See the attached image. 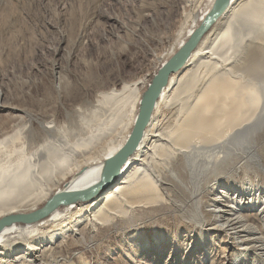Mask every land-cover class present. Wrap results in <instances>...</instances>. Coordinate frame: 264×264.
Listing matches in <instances>:
<instances>
[{"label":"bare ground","instance_id":"obj_1","mask_svg":"<svg viewBox=\"0 0 264 264\" xmlns=\"http://www.w3.org/2000/svg\"><path fill=\"white\" fill-rule=\"evenodd\" d=\"M215 1L185 0L180 25L166 39L173 43L170 55ZM169 58H161L158 69ZM151 79L142 76L119 87L87 92L79 105L70 103L62 113L39 108L22 116L15 111L21 109L11 107L8 124L0 125V220L38 210L57 195L96 189L90 197L58 204L38 220L0 227V264H14L16 258L28 264H49L59 257L66 262L75 250L99 257L98 247L85 250L89 242L121 240L134 232L145 233L152 241L172 227L194 228L192 222L174 220L173 215L171 221L139 216L153 218L160 207L172 205L182 191L186 193L183 184L199 189L202 207L210 205L212 189L233 181L231 167L264 162V0L231 1L186 66L170 76L136 147L115 173L108 174L106 163L129 140ZM208 148H219L223 154L211 161L204 153ZM226 197V202L219 201L222 208L206 213L203 227L244 206L241 197ZM247 201H254L251 206L258 202ZM261 214L264 217V207ZM261 220L250 211L228 217L226 224L215 225L214 232L206 234L223 230L229 235L240 226L241 231L252 232L262 226ZM178 239L166 237L162 243ZM257 240L264 244V237ZM137 251L125 254L136 256Z\"/></svg>","mask_w":264,"mask_h":264},{"label":"rangeland","instance_id":"obj_2","mask_svg":"<svg viewBox=\"0 0 264 264\" xmlns=\"http://www.w3.org/2000/svg\"><path fill=\"white\" fill-rule=\"evenodd\" d=\"M184 3L185 0H0V125L8 124L14 112L12 106L21 109L15 111L22 116L39 108L62 113L70 103L79 105L87 92L91 95L119 87L123 81L142 76L152 78L160 59L172 56L169 51L173 43L166 39L180 25ZM213 148L204 150L211 161L223 154ZM229 173L233 181L212 189L210 205L202 207L199 189L183 184L190 197L186 198L182 191L172 205L160 207V213L153 218L139 216V220L171 221L173 215L174 220L192 222L196 228L172 227L159 239L153 236L152 241L142 232L121 240L93 241L85 250L98 247L99 257L97 253L87 257L84 250H75L66 262L59 257L49 264H98L94 263L97 260L102 264H185L187 260L191 264H264V244L257 240L264 237V162L258 159L245 167L235 165ZM226 195L237 200L241 197L244 206L225 214L226 219L213 220L203 227L207 224L206 213L222 208ZM249 198L258 202L251 206L254 201L248 203ZM250 211L262 218V226L254 227L252 232L241 231L240 226L230 230L229 235L223 230L206 234L214 232L215 225L226 224L228 217ZM172 236H178V242L163 245V240ZM100 245L110 248L102 250ZM130 249L138 250L136 256L125 254ZM187 250L190 253L186 254ZM88 258L90 261H86ZM14 264L28 263L16 258Z\"/></svg>","mask_w":264,"mask_h":264},{"label":"water","instance_id":"obj_3","mask_svg":"<svg viewBox=\"0 0 264 264\" xmlns=\"http://www.w3.org/2000/svg\"><path fill=\"white\" fill-rule=\"evenodd\" d=\"M232 0H216L211 11L206 15L201 24L193 30L190 37L178 49V51L169 59L164 61L159 67L158 71L152 77L148 87L143 93L140 103V110L129 137V140L124 147L106 163V172L116 171L117 167L123 162L124 158L136 147L140 137L148 124L154 107L164 87L166 86L170 76L183 69L186 66L191 54L198 47L202 39L212 28L214 23L220 18L228 9ZM107 174V175H108ZM102 185V184H101ZM96 187L73 192L70 195H57L52 197L45 206L30 213H18L6 216L0 220V227L10 224L14 221L31 222L47 216L52 212L58 204L64 202H71L78 198L90 197Z\"/></svg>","mask_w":264,"mask_h":264}]
</instances>
